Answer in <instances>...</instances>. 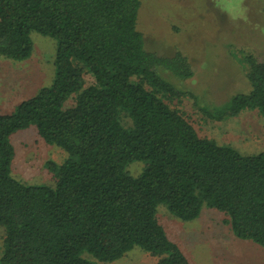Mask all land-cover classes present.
<instances>
[{
  "label": "trees",
  "instance_id": "trees-1",
  "mask_svg": "<svg viewBox=\"0 0 264 264\" xmlns=\"http://www.w3.org/2000/svg\"><path fill=\"white\" fill-rule=\"evenodd\" d=\"M140 6L0 0V57L29 59L32 33L57 43L52 84L0 115V264L112 263L135 247L158 257L157 264H189L157 220L160 204L183 222L197 220L205 204L228 216L237 239L264 248V152L243 155L201 138L159 97L174 94L171 79L188 80L193 72L180 53L146 49L137 29ZM246 62L251 90L203 107L212 120L246 109L264 118V61ZM84 75L93 84L85 87ZM72 96L74 105L64 108ZM32 126L68 154L62 165L49 166L54 187L11 175V138ZM133 162L145 164L137 178L126 172Z\"/></svg>",
  "mask_w": 264,
  "mask_h": 264
},
{
  "label": "rangeland",
  "instance_id": "rangeland-1",
  "mask_svg": "<svg viewBox=\"0 0 264 264\" xmlns=\"http://www.w3.org/2000/svg\"><path fill=\"white\" fill-rule=\"evenodd\" d=\"M140 1L137 29L146 49L166 56L180 53L193 72L188 80L171 79L177 92L159 97L183 115L201 138L230 146L243 155L264 152V118L258 110L246 109L223 121L212 120L204 112L205 106L221 105L251 90L246 79V57L264 61V0ZM31 40L29 59L16 62L0 57V115L14 113L21 102L53 82L56 41L36 33L31 34ZM84 80L85 87L93 84L89 75H84ZM74 102L72 96L64 108ZM122 122L124 126L130 124L125 117ZM11 144L15 151L11 167L14 179L28 186H55L49 166H60L67 160L64 150L47 144L33 126L13 135ZM144 167L142 162H133L126 172L137 178ZM156 217L189 264H264V248L237 239L227 223L228 216L205 204L199 218L192 222L174 217L164 204L158 205ZM3 236L0 228V255ZM158 262V257L135 247L120 260L98 264Z\"/></svg>",
  "mask_w": 264,
  "mask_h": 264
}]
</instances>
